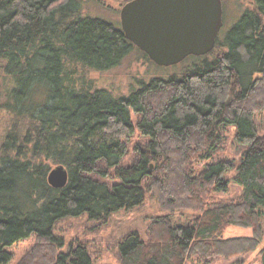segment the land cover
I'll return each mask as SVG.
<instances>
[{
  "label": "trees",
  "instance_id": "trees-1",
  "mask_svg": "<svg viewBox=\"0 0 264 264\" xmlns=\"http://www.w3.org/2000/svg\"><path fill=\"white\" fill-rule=\"evenodd\" d=\"M85 1L0 0V109L12 120L0 145V264L31 236L37 247L20 264H94L80 242L57 250L56 222L85 214L101 224L148 192L165 213L144 236L121 237L118 264H208L254 251L264 207V133L256 123L264 109V0L200 62L119 96L89 85L79 70H108L138 48L121 28L83 15ZM227 127L244 148L238 161L212 158ZM55 168L66 173L63 187L48 182ZM230 180L242 189L239 201L213 199ZM176 212L185 220L172 222ZM229 225L252 235L222 238Z\"/></svg>",
  "mask_w": 264,
  "mask_h": 264
},
{
  "label": "rangeland",
  "instance_id": "rangeland-1",
  "mask_svg": "<svg viewBox=\"0 0 264 264\" xmlns=\"http://www.w3.org/2000/svg\"><path fill=\"white\" fill-rule=\"evenodd\" d=\"M127 0H90L85 1L80 6L83 9V15L100 17L110 22L116 28H120L119 10ZM222 2V20L223 24L217 39L224 34L231 25L236 22L246 8H252L254 0H221ZM145 53L139 49L132 50L127 54L119 64L105 71H95L87 68H79V72L85 74V78L92 79L94 88L106 89L115 96L125 95L132 88L139 86L141 81L147 82L154 77L168 78L174 75H180L188 66L200 62L203 56H188L181 62L171 66H159L153 63ZM199 59V60H198ZM0 97V101H2ZM11 118L0 109V145L9 126ZM257 130L260 134L264 133V109L256 113ZM138 136H134L132 142L136 141ZM244 148L238 145L234 140V128L227 127L221 132L215 152L212 158H234L238 161ZM134 154L129 151L126 158L130 161ZM203 162L198 163L195 168L198 170ZM231 173L228 178H231ZM242 189L232 180L229 181L228 189L224 193L214 192L212 198L219 201H239ZM160 199L156 193H146L144 202L128 210H120L112 213L105 222H91L85 214L77 217H66L56 222L54 233L63 238L61 251H67L69 243L80 242L84 244L93 260L94 264H118L117 243L127 232L137 230L144 236L145 230L151 222V219L165 213L160 205ZM262 216L259 218V226L262 233L261 242L254 251H248L233 256H220L214 258L208 264H260L259 250L264 245V207L261 208ZM183 214L176 212L171 215L172 222L184 219ZM186 218V216H185ZM252 235L251 227L227 226L222 232V238L250 237ZM37 240L31 236L25 240L13 244L9 250L12 253V259L8 264H20L22 259L29 252L33 251ZM46 246V244H40ZM38 245V247H41ZM43 249V247L41 248ZM46 250V249H45ZM44 251V250H42ZM187 264H201L190 261Z\"/></svg>",
  "mask_w": 264,
  "mask_h": 264
},
{
  "label": "water",
  "instance_id": "water-1",
  "mask_svg": "<svg viewBox=\"0 0 264 264\" xmlns=\"http://www.w3.org/2000/svg\"><path fill=\"white\" fill-rule=\"evenodd\" d=\"M125 37L159 66L209 53L223 24L221 0H130L119 10ZM57 172L60 174L56 175ZM52 187H63L65 171L48 175Z\"/></svg>",
  "mask_w": 264,
  "mask_h": 264
}]
</instances>
